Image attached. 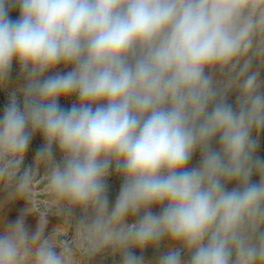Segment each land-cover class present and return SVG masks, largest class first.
<instances>
[{
	"label": "clouds",
	"instance_id": "9594fccd",
	"mask_svg": "<svg viewBox=\"0 0 264 264\" xmlns=\"http://www.w3.org/2000/svg\"><path fill=\"white\" fill-rule=\"evenodd\" d=\"M14 62L23 102L13 91L0 116V190L29 206L0 218V264H90L109 250L148 264L133 249L165 240L156 264H264V82L253 70L264 0H0V87ZM61 64L71 69L46 75ZM36 134L44 143L22 169ZM38 183L50 198L39 211ZM50 212L71 238L45 234Z\"/></svg>",
	"mask_w": 264,
	"mask_h": 264
},
{
	"label": "rangeland",
	"instance_id": "374dc122",
	"mask_svg": "<svg viewBox=\"0 0 264 264\" xmlns=\"http://www.w3.org/2000/svg\"><path fill=\"white\" fill-rule=\"evenodd\" d=\"M9 17L12 20H16L19 18V10L18 8H12L9 10ZM259 67L260 70V80L264 82V66L262 65H253V70H256ZM71 69V66L65 67L64 65H58L56 69H54L52 72L47 73L46 75H52L55 72L64 73ZM216 79L220 80L223 79L219 76V74H216ZM25 79L20 74V68L18 63L14 62L10 71L9 79L7 84L4 87H0V116L3 115L5 107L10 102V97L13 91L17 93L18 101L21 103L23 102V95L19 91V89L24 85ZM237 98H238V92L232 91L227 96V102L230 103L233 108L235 109L237 106ZM78 102V98L76 96H71L68 98H61L59 100V104L61 107L68 109L71 107L73 103ZM44 143L43 138L40 134H36L33 136L28 152L26 153L23 165L21 166L22 169L24 167L28 166H34V158L37 152V149L41 147V145ZM213 147H218V139L213 142ZM54 153L56 156V159H60V153L58 149H54ZM256 155L264 159V132H261L259 137V147L257 148ZM200 162V153L196 152L193 155V158L189 164V167H196L199 165ZM259 177L256 175H253L252 182H258ZM122 183L121 177L113 172L107 180L108 184V199H109V207L111 208L115 200L118 196L119 189ZM229 188L234 187V184H229ZM34 201L37 210H41L45 204L49 202V196L45 192L44 186L41 183H38L34 189ZM28 203L24 200H8L7 192L0 190V218H3L5 222H14L21 214L22 210L26 207H28ZM154 212H158L159 208L154 207ZM77 215L79 213L77 212ZM39 213H32L31 215H27L25 217L26 225L29 229V231H35L38 222H39ZM136 218L135 217H129V221L133 222ZM47 225L45 234L51 235L54 230L57 238L63 240L64 238H71L74 233L75 229L74 227L69 223H63V220L61 217L49 213L47 215ZM169 241L165 240L161 243V245L158 248L154 247H148L141 252L139 249H133V251L137 255H143L144 259L148 264H156V261H158L159 257L168 251L169 248ZM186 258V257H185ZM122 257L118 253H112L110 250L96 256L90 261V264H121Z\"/></svg>",
	"mask_w": 264,
	"mask_h": 264
}]
</instances>
